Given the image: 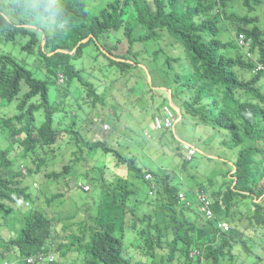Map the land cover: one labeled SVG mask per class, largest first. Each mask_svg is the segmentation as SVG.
I'll return each mask as SVG.
<instances>
[{"label":"trees","instance_id":"obj_1","mask_svg":"<svg viewBox=\"0 0 264 264\" xmlns=\"http://www.w3.org/2000/svg\"><path fill=\"white\" fill-rule=\"evenodd\" d=\"M54 1L55 4H51L50 0H0V41H14L18 36H25L30 33L25 25L32 22L40 25L44 16L64 19L73 7L82 8L81 19L85 21L80 26L75 53L64 46L60 48L69 52H54L57 48L53 47L43 50L39 46V54L46 59L41 60L47 71L44 78L33 77L24 63L0 51V98L11 103L18 94L24 95L18 105L21 113L16 112L12 117L15 123L3 121V125L10 129L7 139L12 141L10 146L0 149V229L8 236L7 244H2L4 252L0 254L1 260L6 259V255L15 254L21 258L18 264H40L26 263L24 258L40 251L47 252L45 244L55 243L53 252L58 259L66 258L68 262L72 256H83L80 264H157L158 253H161L159 264H264V256L261 258L258 254L253 256V262L250 261L254 246L264 251V73L253 72L255 61L242 56L232 57L222 51L226 45L218 38L216 0H109L97 12L87 9V0L61 9V0ZM253 1L257 0H244V3L251 8ZM227 2L222 1L224 5ZM126 13L128 16L125 18ZM250 17L240 20L253 22V27H240L239 31L244 32L247 39L253 38L249 50L259 62L264 63L263 31L257 17ZM130 23H135L142 31L135 35ZM117 26L123 28L120 46L110 45L107 39L111 38ZM172 32L181 36L193 56L188 73L195 78H189L190 83L173 73L171 62L177 59L165 54L161 48L154 50L146 47L150 40L159 41L163 34L167 36ZM89 35H92L89 41L82 42ZM92 48L97 55L106 58L109 62L104 60L105 64L122 77L136 70L144 73L139 60L143 52L154 63L161 58V54L165 55L163 63L166 72L170 77L174 75V81L166 84L172 91V98L184 92L180 102L187 114L230 133V137L220 140L218 149L225 151L240 147L236 160L233 159L234 172L227 171L228 180L223 184L214 179L207 184H198L212 196V208L217 216L229 223L227 232L218 233L214 222L205 220L198 212L195 198L197 186L190 184L186 200H180L178 194L185 185L180 177L160 168L141 167L138 157L129 149L123 154L107 146L105 141L89 142L73 128H64L63 132L74 139L79 153L83 150L80 147H87L90 150L100 149L116 158L119 175L110 173L102 177L105 182L98 183L103 211L91 220L87 217L82 221L80 236L73 232L67 235L55 228L54 237L51 221L43 207L18 212L22 218L10 222L9 214L14 213L12 203L21 198L23 203H34L27 187L21 186L25 176L21 170L12 168L15 145L21 148L20 157L25 164L31 162L43 167L47 166V162L41 157V152L62 140L61 137L57 139L52 128L54 112L63 116L68 114L65 108L67 91L63 84H57L58 73L65 74L66 78H78L87 88V95L93 96V103L100 100L94 82L85 81L82 70L74 64L75 60L89 54ZM50 50L54 54L46 53ZM236 68L249 77L239 76ZM192 81L198 82V85ZM51 87L55 88L56 101L51 96ZM38 95L42 99L37 106L30 105L25 109L27 102ZM207 96L211 101H206ZM41 107L46 109V122L37 125L34 111ZM114 114L118 119L116 112ZM74 155L76 157L71 164H66L61 171L46 172L45 176H78L76 171H72L74 163L84 161V158L77 151ZM182 161V166L186 168L189 161ZM146 173L152 174L151 180L145 179ZM59 196L62 194L54 197ZM127 229L134 235L130 246L138 251L143 260H134L124 251L123 240ZM205 241L211 245L204 252L203 260L192 257V250L201 247Z\"/></svg>","mask_w":264,"mask_h":264},{"label":"rangeland","instance_id":"obj_2","mask_svg":"<svg viewBox=\"0 0 264 264\" xmlns=\"http://www.w3.org/2000/svg\"><path fill=\"white\" fill-rule=\"evenodd\" d=\"M82 0H61L59 5L60 7H64L69 4H76L77 2H81ZM109 0H87L86 7L91 12H97L98 8L108 2ZM241 2V0H239ZM238 0L231 1L232 11L235 14H239L240 16H244L246 14V10L243 7V4H240ZM240 4V6H239ZM90 8H94L95 11H92ZM264 10V9H263ZM261 11V7L254 13L259 15ZM83 14V10L80 7H73L71 10L67 12L68 20H56V23H53L51 20L44 19L42 23L41 29H46L47 34L51 36L52 29L54 30V38L55 44L64 46L68 49H75V43L80 38L81 34V23L83 24L85 21L80 20L79 17ZM89 14V17H92ZM128 16L126 13L125 18ZM264 16V11H263ZM264 18L260 20V25L263 26ZM230 25V28H227ZM130 26L134 29V34L138 35L142 30L140 27L136 26L135 23H130ZM234 23L229 20H221L219 27L220 33L218 38L223 42H231V32H234L232 27ZM123 28L121 26H117L115 31L112 33L111 38L107 39L108 43L111 45H119L120 35L123 33ZM42 32L39 31V37L41 38ZM176 39L173 40L174 43H171V39H169L165 34H163V38L159 41L150 40L147 43L149 49H159L162 48L163 52L169 54L171 57L177 59V61L171 62V69H173V73H177L182 81H188L186 76L190 69V65L187 58V50L185 41L181 38V36L177 33H171ZM234 37V34L232 35ZM31 36H18L14 41L2 40L0 41V51L8 53L14 57H16L19 61L25 63L29 68L31 62H36V65L42 66L44 63L37 60L38 58V50L35 49L29 52L25 49V45L29 43ZM112 40V43H111ZM102 44H105L104 41H101ZM153 47H151L150 45ZM143 48V47H141ZM154 49V50H155ZM148 54L143 52L140 59L141 64L146 67L148 72L145 74L142 70H136L131 74L126 75L125 77L120 76L114 68H111L108 64L97 58L94 61L93 65L89 66L87 69H90L93 72L91 75L90 72H86L88 79L93 80L95 83V87L98 93L101 95L102 100L98 101L97 109L92 108L91 104H86L83 101V93H79L75 89V83L71 85V93L66 97L65 100V108L68 110V115L65 117V123L63 128L69 127V123L74 119L76 122L74 128L80 132L82 136L86 139L90 140H105L108 146H111L114 149H118L122 151V153H126V147H129V152L138 157V163L141 166H149L155 167L159 165H163L173 176L179 177V174L183 177H187L188 180L192 183H195L199 178H211L218 177V183L223 184L228 180L226 173L228 170L232 172L234 167L230 166L227 160H233L237 158L239 146L227 149L225 151H220L219 149H214L212 147L213 144L217 143L221 135L229 136V132L227 130L222 129L218 126L202 123V121L198 118H194L187 113H184L183 117L175 123V131L171 130H156L154 128L153 117L156 114H161L166 105L170 106L168 93L162 88L166 86V84L172 83L174 81V76L166 72V67L163 63L165 60L164 55H160L155 63L149 61ZM37 60V61H36ZM85 61V60H84ZM106 62H109L105 58ZM180 72V73H178ZM150 76V79H149ZM151 82L154 85H151ZM188 83H190L188 81ZM50 93L54 99L56 95V91L54 87L50 88ZM216 93V92H215ZM116 98H121L116 99ZM91 101V99H90ZM177 105L180 104L177 98L173 100ZM206 101H211V98L206 97ZM205 101V102H206ZM18 101H13L11 104H2L0 105V117H7L8 114L12 115L17 112L16 105ZM113 106H117V115L119 116V120L116 119L114 112L115 109ZM12 108L13 111L8 109ZM184 112V111H183ZM96 113V114H95ZM74 114V116H71ZM103 116V118L109 119V129L106 131L101 130L102 127L97 125L94 122V116ZM163 115V113L161 114ZM37 124H41L44 120L43 111H37L35 113ZM113 117V120L111 119ZM68 120V121H67ZM2 130V127H0ZM66 136H63V140H67L69 135L65 133ZM6 131H3L0 134V145L4 146L6 143H9ZM151 139L146 141L147 138ZM119 143L123 144L122 147L119 148ZM184 143L191 144L197 149V153L194 158L186 165V168H182V160L178 155V149L183 147ZM75 142L72 138V141H69V144L65 146H60L57 148L56 152L47 151L46 161L49 159L48 164L49 167L46 170L56 169L61 170L62 166L70 161L73 158L71 155L72 152L77 149ZM74 149V150H73ZM82 150L83 147H80ZM204 151V152H203ZM21 151L19 148H16L14 151V156L17 161H20ZM216 155L221 158H225V162L216 158ZM87 159H84L85 165L81 167L75 166L76 170L80 173L87 172L91 166H98V163L102 164V167L106 166L110 168L116 165V158L111 155H104L102 150L98 149L95 152H88L86 155ZM90 162V165L86 164V162ZM79 162V161H78ZM34 164L30 163L29 166H33ZM24 168L26 167L23 165ZM231 168V169H230ZM103 170V169H102ZM105 171V170H103ZM29 172V171H28ZM98 173L93 169L90 172V177H97ZM109 175V174H108ZM107 176V175H105ZM104 176V177H105ZM32 179L38 180V188L32 187L34 191L39 190L45 195V197H49L52 188V182L46 179L43 175L39 176H31L29 177V181ZM36 182V181H33ZM32 182V183H33ZM56 185L61 186L59 192H64L67 194L66 202L64 205L59 207V210L62 212L64 217H62L64 224L69 222L67 218H70L65 214V209H75L77 214L74 213L72 215L73 223L69 227V230L74 234L81 235V231H78V226H82V221L89 216V213L86 211V204L89 206H93L92 198H98L99 188L92 189L90 186L89 192H85L82 189H78L77 194H72L71 191L74 189L72 187V182L69 184L63 179H59L56 181ZM87 180L84 177H81L80 184H85ZM55 185V188L57 187ZM47 186V187H45ZM91 190V191H90ZM89 198V199H88ZM90 201L92 203H90ZM90 203V204H89ZM48 203H46L47 205ZM56 208V206H54ZM81 208V209H80ZM91 214H96V210L94 208H90L89 211ZM18 212H14L9 214L10 222L18 219ZM2 224V223H1ZM59 228H62L61 224ZM1 231V229H0ZM70 233H67L69 235ZM87 235L85 239H87ZM5 239L7 237H4ZM126 239L127 242L124 245V251L128 252L130 256L134 258V260H143V258L139 255L138 251L132 248L130 245L133 242V234L132 231L126 230ZM75 242V240H73ZM76 244L74 245V247ZM254 252L250 255V261L253 262V256L256 254L260 255L262 258L264 256V251L261 248L253 247ZM161 257V253H158L155 262L159 264V258ZM74 261L78 259L81 262V256L73 257ZM83 258V256H82ZM145 261V260H144ZM262 263V262H261Z\"/></svg>","mask_w":264,"mask_h":264},{"label":"clouds","instance_id":"obj_3","mask_svg":"<svg viewBox=\"0 0 264 264\" xmlns=\"http://www.w3.org/2000/svg\"><path fill=\"white\" fill-rule=\"evenodd\" d=\"M222 1L223 0H216L217 3L215 5L216 13L219 14V23H218V31H219V33H220L219 24H220V22H221L222 19L223 20H229L231 23L232 22L234 23V26L232 27V29H233L234 32H231L232 41L231 42H228V41L223 42V41H221L219 39L223 44L226 45V48L223 49L222 51L226 52V54H229L232 57L242 56L243 59L245 58V59H250L253 62L255 61L256 66L253 69V72H255V71H262L264 73V63L259 62L256 59V55L253 54V53H251L250 50H249L250 44L252 43L253 38H248L247 39L246 38V35L244 34V32L239 31V28L240 27H248V28H252L253 27V25H254L253 22L247 23L245 21L240 20L241 18H244L246 16L247 17H250L251 15H253V16L257 17V19H258V25L262 29V31H263L262 35L264 37V20H262L263 26L260 25V20L262 18H264V16H263L264 0H257L255 2L253 1L251 3V8L250 7H247L245 5L244 0H241V2L238 0L240 2V4H243V7L246 10V14L244 16H240L238 13L235 14L232 11V9L234 7L233 8L231 7V1H234V0H228V2H227L226 5H224L222 3ZM50 2H51V4H55V1L54 0H50ZM240 4H239V6H240ZM260 7H261V11H258V12L259 13L261 12V13L259 15L254 14ZM60 9H61V7H60ZM76 16L79 17L77 14H76ZM81 16L79 17L80 20H82L81 19ZM42 18L43 19H42L40 25H36L34 22L25 25L26 27H28L29 32H30V33H28L26 35L31 36V39H30L29 43L27 45H25L24 48H26L29 52H31V51H33L35 49L38 50L39 49V46H41V48H43V50H45L46 47H49V48H52L53 47V48H57L54 52L62 51V50L66 51V52H69L70 49H69V51H67L65 49H61L60 48V45L57 46V44H55V38H54V34L55 33H54V30L53 29H52L51 36H49L47 34V30L45 28L44 29H41L42 23H43V20L44 19H47L49 21L51 20L53 23H56L55 22L56 20H68L67 13H66V18H64V19L53 18L51 15L44 16ZM227 28H230V25H228ZM39 31L42 32L41 38L39 37ZM233 34H234V37H232ZM90 36H92V35H89V36H87V38L82 39V42L89 41ZM167 37L172 40L171 43H174L173 40L176 39V38L172 34L167 35ZM77 42L75 43V49L74 50L71 49L72 50L71 53L72 52L75 53L76 47H77L76 44H78ZM159 42H160V40H159ZM150 46L153 47L152 45H150ZM101 50H102V52H104V49L103 48H101ZM161 50H162V48H161ZM186 50H187V47H186ZM54 52H53V50L52 51L50 50V51H47L46 53L48 55H52V54H54ZM37 58H38L37 60H39L42 63H44V62L41 61V60H45L46 61L45 57H43V56H41L39 54V51H38V57ZM97 58H100L103 61L105 60V58L102 55H97V53L95 51V48H92L89 54H85L82 58H79V59H77V60L74 61V64H75L76 68L82 70V76H83L84 80L87 81V82H94L93 80L88 79V76H87L86 72H90L91 75H93V72L90 69H87V68L89 66L93 65L94 61H96ZM187 58H188L189 65L191 63L193 64V62H192L193 56L190 54V52L188 50H187ZM116 60H119L120 61L121 59H116ZM140 66L144 69V73L146 75V72H148V70L146 69V67L144 65L140 64ZM30 67L31 68H29L27 66V68L30 69L29 71H31L33 77H35V78L36 77H38V78H44L45 77V75L47 73L45 63L42 66H39V65H36V62L33 63V61H32L31 64H30ZM145 70H146V72H145ZM236 71L238 72L239 76H242L243 75L245 77H249L247 73L243 74L242 71H238V68H236ZM178 73H180V72H178ZM118 74H120V73L118 72ZM190 75H191V73H188L187 76H186V79L195 78L194 76L190 77ZM146 76H145V78H146ZM149 79H150V76H149ZM73 83H75V89H76V91H78L79 93H83L84 94V96L82 98L83 101L86 104H91L93 110L94 109H97V103L98 102L96 101L95 104L93 103V99H94L93 96L92 95H87V92H86V89L87 88L84 86V84L81 81H79L78 78L70 79V78H66V75L65 74H63L61 72L58 73V75H57V84H63L65 86V91H67L66 97H68V95L71 93V85ZM191 83H193V84L195 83L196 85H198V82H193L192 81ZM151 85H153L152 82H151L150 86ZM162 88L168 93V96H169L168 98H169L171 107L168 106V105H166L164 107V109H163V112H162L163 115H161L162 114L161 113V114H156L153 117L154 128L156 130H171V129H173L175 131V123L183 117L184 113H186L184 111V109L181 107V102H180V97H183L184 96V92L183 93H180L179 96L172 98V96H171V93H172L171 89L167 88L166 86H163ZM96 91H97V89H96ZM263 92H264V89H263ZM97 93H98V91H97ZM188 94H190V93L188 92ZM23 97H24V95H22V93H20L13 100V101H18V103L16 105V109H17V112L18 113L19 112L21 113V110L18 109V105L22 103ZM174 98H177L179 100V102H180L179 105H177L173 101ZM40 99H42V98L38 95V96L32 98L31 100H29L27 102L26 106H25V109L28 108L30 105H36L37 106V104L40 102ZM90 99H91V101H90ZM116 99H119L120 100L121 98H116ZM101 100H102V98H101V95H100V100L99 101H101ZM11 103H8L7 101L2 100L0 98V105H2V104H11ZM113 108L115 109V112L117 114V110H116L117 109V106H113ZM10 110L13 111L12 108H9L8 109V112H10ZM40 110L43 111V118H44V120L41 123L43 125L46 122V115H45V110L46 109L44 107H41L39 109H36L34 111V114L37 111H40ZM168 111L171 113V115L173 117L172 126L165 127L164 125H162V123L165 120V118L168 116ZM14 114L15 113L13 111V114L12 115H9L8 114L7 117H0V127H2V130L0 129V134L3 131H6L7 137H9V135H10V129L8 128L7 125H3V121H6L8 123H15V120L12 118ZM67 115L68 114H64V116H63L61 113H55V112L53 113V115H52V128L56 131V134H57V137H58L57 139L59 140V137H61L62 140H61V143L60 142L55 143L52 148H48V149L42 151L41 152V157L42 158L46 159V157L48 156L47 155V151H52L53 153H55L56 150H57V148L59 149L60 146H65L66 144H69V141L70 140L72 141V139H70V137H68L67 140H63V136H66L65 135L66 132H63V130H64L63 125L65 123V117ZM71 116H74V114H72ZM115 117H116V115H115ZM35 118H36V116H35ZM94 119H95L94 122L97 125H100L102 127L101 130L106 131V130L109 129V124H108L109 123V119H107L106 117L103 118V116H101V115L94 116ZM111 119L113 120V117H111ZM117 120H119V118ZM158 122L160 123V126H158ZM36 123H37V120H36ZM202 123H204V122H202ZM41 124H37V125H41ZM206 124H209V123H206ZM69 125L70 126L67 127V128H73V129L77 130V128L72 127V126H75L76 125V122H75L74 119L69 123ZM210 125H212V124H210ZM7 137H5V138H7ZM17 137H19V135H17ZM82 137L85 138L84 136H82ZM223 137H226V138L230 137V133H229V136H227V135H221L220 138H219V140H218V142L212 145V147L215 150L218 149V144L220 143V140ZM150 139H151V137L150 138H147L146 141H149ZM86 140H89V142H95V141H97V140H90V139H86ZM98 140H102V139H98ZM8 141H9V143H6V145H4V146H1L0 145V149H4V148L10 146V141H12V140H9L8 139ZM102 141H105V140H102ZM105 144H106V142H105ZM122 145L123 144L119 143V148L122 147ZM186 145H188L190 148H192L194 150V153L191 154L190 158L187 157V152L185 150V146ZM15 146L17 148V145H15ZM76 146L77 147L74 148V149H77L76 151H77L78 155H80V156L82 155L84 159H87L86 155H87L88 152H95V151L98 150V149L90 150L87 147H83L82 153H79V151H78V145H76ZM128 146L126 147V150L129 149ZM109 147H111V146H109ZM19 149L21 151V148H19ZM14 151H13V154H12L13 156H14ZM74 152H75V150L71 154L73 156L72 159H75V157H76L74 155ZM177 152H178V155L180 156L181 160H188L190 162L194 158V156L196 155L197 149L194 146H192L191 144L184 143L183 144V147L181 149H178ZM21 153H22V151H21ZM103 154L104 155H111V154H105L104 152H103ZM217 157H218V159L222 160L223 162H225V160H226L225 158H221L220 156L216 155V158ZM49 159H50V157H49ZM49 159L46 161L47 162V166H43V167L40 166V167H38L37 163H32V164H34L33 166H29L31 162L25 164L23 158H21L20 161H17L16 157L14 156L12 168L15 167L17 170H21V173L25 176V180L23 181V184H21V186L22 187H27V192L32 194L34 203H30L29 201H25L23 203L22 202V198L21 199H18L17 198L18 201L15 202V203H12V209H14L13 212H26V211H29V210H31V211L34 210L33 209L34 207H37V208L38 207H43L45 209V211H46V214H47L46 216L51 221V228H53L52 229L53 230V236L55 237V228H56V231H59V232H64L65 231L66 233H71V231L69 230V227L73 223V219L74 218L72 217V215L74 213L77 214V211L79 210L78 209L75 212V209H65V214L67 216H69L70 218H67L66 217V219H68L69 222H67V223L64 224L63 219H62V217H64V215L59 210V207H61L62 205H64V203L66 202L67 194L64 193V192H59L58 189H60L59 187H61V186L56 185V183H57L56 181L59 180V179H63V180H65L67 182V184H69V182L71 181L72 182V187L74 188L71 191V195L72 194H77L78 189H82L85 192H89L88 191L90 189V186L89 185L92 186V189H95L97 187L99 188L98 198H92L93 203L90 201V203H92L93 206H91V205L89 206L88 204H86L87 205L86 206V208H87L86 209L87 210L86 212L89 213V216L88 217L91 220V218L96 217L98 214H100L103 211V209H101L103 207H102V204H101V201H100V199H101V189H100L98 183L105 182V180H102V177H104L105 175H108L110 173H115V174L119 175V171H118V167H116V165L115 166H112L110 168H107L106 166L102 167V164H105L104 162L103 163H100L99 162L98 163V166H100L105 171H103V170L101 171L99 167H97V166L94 165V166H91V168L88 169L87 172L80 173L79 171L76 170L75 166L81 167L82 165H85V161L81 160L79 162L77 161V162L74 163V167H73V170H72V171H76V173H77L78 176L65 175V176H61V177H58V178H47L45 176V173L46 172H50V171H61L66 164H71L70 162L72 161V159H70V161L66 162L62 166V169L61 170H56V169L46 170L49 167V164H48ZM226 162H228V164L230 166L234 167V163H235L234 160H227ZM86 164L90 165V162L88 161V162H86ZM23 165H25L26 167L24 168ZM141 167H148V168H152V169H157V168L159 169L160 168V169H163V170H167L166 169L167 167L164 168L163 165H159V164H158V166H155V167H149V166H141ZM182 168L184 169L183 166H182ZM93 169L98 173L97 177H90V172L93 171ZM234 170L232 172H234ZM39 175H43L46 179H48V180H50L52 182V184H51L52 192H51V194H50L49 197H45V195L42 193V191H39V190L34 191L32 189V187H34V188H38L39 187L38 184H37L38 183V180L37 179H32V181L30 182L29 181V177H31V176H39ZM81 177H84L87 180V182L85 184H80ZM179 177L182 179V181L185 183V185H184V189L179 192L178 198L180 200H186V197L185 196H186V191L189 190L188 186L190 184H193V186H197V189L195 190V198H196L197 204H198L197 205L198 212L204 217L205 220H207V221H213L214 222L215 228L218 230V233L227 232L229 230V228H230V225H229V223L225 219L219 218L217 216V214L214 212V210L212 208V205H213V198H212V196L210 195V193L205 188L198 187V184H202V183H206L207 184L210 180H213V179L218 181V177H211V178H205V179L203 177H201L195 183L190 182L188 180V178L187 177H183L182 174L181 175L179 174ZM93 178H94V180H93ZM145 179L146 180H151L152 179V174L151 173H146L145 174ZM33 181H36V182H33ZM106 181H108V180H106ZM235 183L236 182H234V184ZM55 185L57 186L56 188H55ZM45 187H47V186H45ZM151 187L152 188H155V185L154 184H151ZM58 193H61L62 196L54 197ZM258 201H260V199ZM46 203H48V204L46 205ZM187 204H190V201H187ZM54 206H56V208ZM90 208H94L96 210V214L95 215L94 214H91L89 212L90 211ZM19 218L21 219L22 217H19ZM60 224H61L62 228H59ZM81 227H83V226H81V225L78 226V231H79V229L82 230ZM248 232L251 234V230H249ZM4 237H7L8 238V236L6 234H4L3 231H0V254L2 252H4L3 251V248H2L3 247L2 244L5 243V245H6L7 242H8V239L7 238L5 239ZM133 237H134V235H133ZM133 241H134V238H133ZM63 242H64V237H63ZM126 242H127V239L125 237V239L123 240V243L126 244ZM45 245H46V248H47V252L40 251V252L35 253L34 255H30V256L24 258L25 262L26 263H40V264H48V263H56V264H80V262L78 260L77 261H74V258H73L74 256H72L68 262H67L66 258H63L61 260L58 259V256H57L56 252L55 253L53 252V248L55 247V243H52V244H48L47 243ZM210 245H211L210 243H207L205 241L202 244L201 247L198 246V247L194 248L192 250V252L190 253V255L192 257H194V258H200L201 260H203V258H204V252L206 251V249ZM20 262H21V258H19L15 254H13V255H6V259H4V260H1V258H0V264H18ZM81 264H83V262ZM151 264H153V262Z\"/></svg>","mask_w":264,"mask_h":264},{"label":"built area","instance_id":"obj_4","mask_svg":"<svg viewBox=\"0 0 264 264\" xmlns=\"http://www.w3.org/2000/svg\"><path fill=\"white\" fill-rule=\"evenodd\" d=\"M172 120H173V117H172L171 113L168 111V116L165 118L162 125H164L165 127H170V126H172ZM158 126H160L159 122H158ZM185 150L187 152V157H189V158H190L191 154L194 153V150L192 148H190L188 145L185 146Z\"/></svg>","mask_w":264,"mask_h":264}]
</instances>
